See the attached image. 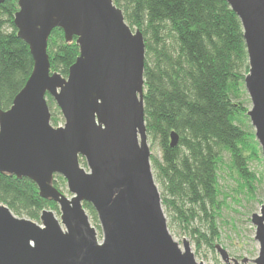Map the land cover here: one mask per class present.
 <instances>
[{
  "label": "water",
  "instance_id": "1",
  "mask_svg": "<svg viewBox=\"0 0 264 264\" xmlns=\"http://www.w3.org/2000/svg\"><path fill=\"white\" fill-rule=\"evenodd\" d=\"M228 2L244 29L248 117L264 158V0ZM18 6L17 35L29 45L34 69L11 107L0 109V172L32 180L60 217L44 209L40 224L0 204V264H205L188 239L184 250L175 241L153 174L143 33L114 0H18ZM55 28L67 41L76 37L80 48L66 77L50 68ZM47 96L63 125L52 124ZM171 138L176 146L178 134ZM55 176L65 179L70 196L54 186ZM85 202L97 213L101 239ZM251 221L260 246L254 262L264 264V204ZM216 250L230 264L227 250L220 244Z\"/></svg>",
  "mask_w": 264,
  "mask_h": 264
},
{
  "label": "trees",
  "instance_id": "2",
  "mask_svg": "<svg viewBox=\"0 0 264 264\" xmlns=\"http://www.w3.org/2000/svg\"><path fill=\"white\" fill-rule=\"evenodd\" d=\"M127 23L143 33L145 53L144 109L149 143L157 145L151 165L161 190L170 231L213 251L221 239L219 219L227 194L222 174L237 183L247 203L255 201L263 177L251 164L263 159L250 124L245 88L249 55L240 18L228 0H114ZM18 0L0 3V109L11 107L25 86L34 60L17 35ZM51 72L67 76L80 54L76 37L67 41L55 28L48 41ZM51 122L62 114L50 96ZM178 143L172 146V133ZM81 164L86 166L84 159ZM55 176L54 186L62 191ZM0 204L19 217L39 221L44 209L58 205L41 197L28 178L0 172ZM100 232L97 213L84 203Z\"/></svg>",
  "mask_w": 264,
  "mask_h": 264
},
{
  "label": "rangeland",
  "instance_id": "3",
  "mask_svg": "<svg viewBox=\"0 0 264 264\" xmlns=\"http://www.w3.org/2000/svg\"><path fill=\"white\" fill-rule=\"evenodd\" d=\"M248 107L249 109L252 107L251 100ZM63 124L64 120L62 118L59 125ZM150 147L152 153L160 156V150L157 145L153 146L150 144ZM251 168L254 172L263 177V183L258 188V197L255 201L250 203H247L242 195L239 196L241 200H236L237 195L235 192L237 183L231 176L222 174L220 178L221 187L227 196L225 198L221 197L222 199H225L226 205L223 207L219 219L221 224V239L218 241V244L227 250L230 256V264H256L254 260L259 255L260 246L258 241L255 240L256 227L252 223L251 217L253 213H260L261 206L264 204V158L261 161L253 162ZM59 183L62 186V191L70 196L67 183L65 186L60 181ZM55 213L57 217H60V211ZM37 222L41 224L40 220ZM171 233L175 241L180 243L182 250H184L183 240L186 238L190 241L191 249L195 254L197 261H203L205 264H226L217 250L213 251L205 245L197 248L187 236L173 231H171ZM99 238H102L101 230L99 232Z\"/></svg>",
  "mask_w": 264,
  "mask_h": 264
}]
</instances>
